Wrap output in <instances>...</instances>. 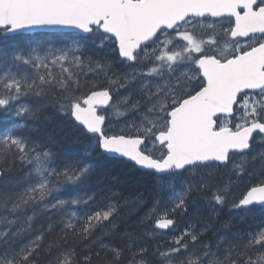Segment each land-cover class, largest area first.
Returning a JSON list of instances; mask_svg holds the SVG:
<instances>
[{"label": "snow or ice", "instance_id": "obj_1", "mask_svg": "<svg viewBox=\"0 0 264 264\" xmlns=\"http://www.w3.org/2000/svg\"><path fill=\"white\" fill-rule=\"evenodd\" d=\"M0 33L30 41L0 54V264H124L126 252L127 264H264V226L223 251L192 223L151 253L128 230L115 245L118 202L62 198L89 183L92 165L26 132L53 102L88 139L86 155L154 176L157 198L138 222L146 236L173 231L193 192L215 214L246 177L231 209L264 208V151L249 158L264 144V0H0ZM49 37L61 46L45 47ZM111 116L125 118L119 131ZM14 168L23 175L9 178Z\"/></svg>", "mask_w": 264, "mask_h": 264}, {"label": "trees", "instance_id": "obj_2", "mask_svg": "<svg viewBox=\"0 0 264 264\" xmlns=\"http://www.w3.org/2000/svg\"><path fill=\"white\" fill-rule=\"evenodd\" d=\"M27 37L28 35L22 34L3 37L0 33V54L25 49L30 43ZM59 46H61L60 43L52 37L48 38V43L45 45V47ZM87 47L91 54L101 56L98 52H91V45ZM25 102L36 103L37 98L28 97ZM112 118H115V116H111L110 120ZM26 132L34 140L44 143L48 149L61 159L83 158L92 165L93 173L89 178V183L81 188L69 187L62 193V198L82 197L95 191L97 200L90 206L91 208H96L104 203L106 198H111L114 203L118 202L121 209L116 223L119 225L120 231L113 237L112 243L119 247H124L127 243V241H122L120 237L123 236L125 230H128L132 233L137 246H146L149 249V253H151L156 246L166 245V242L173 235L183 231L189 223H192L198 227H207L208 230L202 239L206 243H211L214 247L220 242L222 244L221 250L223 251L232 246L242 247L243 242L240 239L246 238L247 234L252 230H250L252 222L256 226L255 230L264 225L263 220L259 218L262 217L260 215L261 212L256 214L257 211L253 214L255 217L254 221L251 222L248 218H246L247 220L241 218L239 226L236 227L234 225L231 200L234 197H239L236 194L238 189L234 186L233 193L229 196V203H226L223 209L222 207L218 208L215 214L211 213L205 198L200 193H190L187 197V212L175 217L176 226L173 233L154 237L146 236L145 232L149 230L148 227H141L138 222L157 198V181L154 176L137 169L129 162L120 158L108 157L99 151L86 155L88 152V139L81 135L79 131L70 127L66 117L59 111V106L53 102H44L38 118L28 122ZM259 169L256 168L255 171L258 173ZM226 173L227 170H224L223 178L225 180ZM6 175L9 178L19 177L23 175V170L14 168ZM217 178H221V174H217ZM252 179L254 180L255 176ZM243 182L248 184V178L246 177ZM175 187L177 190L182 188L179 183ZM100 193H103V196ZM41 223L46 224L45 221L38 219L37 224ZM247 226H250L249 229H247ZM233 237L236 238V241H229ZM105 243H108V241L105 240ZM130 255L131 253H125L124 264H127ZM150 258L155 259L151 256ZM93 259L94 264H102V261H97L95 257ZM41 264H44L43 260H41Z\"/></svg>", "mask_w": 264, "mask_h": 264}, {"label": "flooded vegetation", "instance_id": "obj_3", "mask_svg": "<svg viewBox=\"0 0 264 264\" xmlns=\"http://www.w3.org/2000/svg\"><path fill=\"white\" fill-rule=\"evenodd\" d=\"M252 150H253L252 153L253 152H256L258 154L261 151H264V144H261V143L257 142V143H255L253 145V149ZM240 186H243L244 187V186H248V184H246V183H239L238 185H235V187H237V189ZM253 208H260V206L259 205H256V206H253ZM262 209L264 210V208H262ZM236 226H237V224H236ZM247 229H249V226H247Z\"/></svg>", "mask_w": 264, "mask_h": 264}, {"label": "water", "instance_id": "obj_4", "mask_svg": "<svg viewBox=\"0 0 264 264\" xmlns=\"http://www.w3.org/2000/svg\"><path fill=\"white\" fill-rule=\"evenodd\" d=\"M36 31H55V30H47V29H45V30H36ZM18 34H20V33H18ZM24 34H27V33H24ZM16 35V34H15ZM8 36H10V35H8ZM124 159V158H123ZM125 160V159H124ZM127 161V160H126ZM129 162V161H128ZM137 167V166H136ZM139 168V167H138ZM140 169V168H139Z\"/></svg>", "mask_w": 264, "mask_h": 264}, {"label": "rangeland", "instance_id": "obj_5", "mask_svg": "<svg viewBox=\"0 0 264 264\" xmlns=\"http://www.w3.org/2000/svg\"><path fill=\"white\" fill-rule=\"evenodd\" d=\"M123 91H124V90H123ZM257 163H258V164H257ZM257 163H256V168L259 169V168H260V164H259V162H257ZM257 166H258L259 168H258ZM259 171H260V169H259Z\"/></svg>", "mask_w": 264, "mask_h": 264}, {"label": "bare ground", "instance_id": "obj_6", "mask_svg": "<svg viewBox=\"0 0 264 264\" xmlns=\"http://www.w3.org/2000/svg\"><path fill=\"white\" fill-rule=\"evenodd\" d=\"M203 197V196H202ZM191 202V201H190ZM222 209H223V207H222ZM189 212V211H188ZM224 212V211H223ZM191 213V212H190ZM225 213V212H224ZM219 214V213H218ZM229 214V213H228ZM190 215V214H189ZM224 215V214H223ZM223 220V219H222ZM212 238V237H211ZM126 243V242H125ZM225 247V246H224ZM126 262V261H125Z\"/></svg>", "mask_w": 264, "mask_h": 264}]
</instances>
